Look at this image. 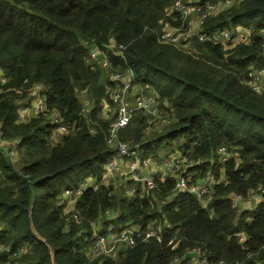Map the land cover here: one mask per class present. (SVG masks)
Listing matches in <instances>:
<instances>
[{
    "label": "trees",
    "instance_id": "obj_1",
    "mask_svg": "<svg viewBox=\"0 0 264 264\" xmlns=\"http://www.w3.org/2000/svg\"><path fill=\"white\" fill-rule=\"evenodd\" d=\"M172 2L0 0V132L10 143L0 146V263L172 264L197 248L210 264H264V93L247 82L264 68V0H233L198 25L208 33L250 30L248 43L229 47L195 36L162 41L164 28L185 25ZM93 47L104 50L110 73H132V85L158 102L157 116L134 110L118 139L154 162L173 151L194 160L189 182L215 174L209 193L174 191L170 171L149 194L134 179L114 176L117 189L101 183L116 151L109 142L116 110L103 112L116 82L102 81ZM36 86L45 108L20 121ZM59 125L67 131L53 143ZM80 186L75 200L63 196ZM250 191L260 195L254 207L233 206ZM110 221L138 225L135 242L116 257H91L92 232ZM158 224L161 241L145 237Z\"/></svg>",
    "mask_w": 264,
    "mask_h": 264
},
{
    "label": "built area",
    "instance_id": "obj_2",
    "mask_svg": "<svg viewBox=\"0 0 264 264\" xmlns=\"http://www.w3.org/2000/svg\"><path fill=\"white\" fill-rule=\"evenodd\" d=\"M232 1L233 0H221L213 3L210 1L201 2L200 0H173L170 10L178 11L182 15L183 19H185V25L181 24V26L164 28L161 33V40L179 45L184 42L187 43L189 38L195 36L200 41L210 40L215 43L219 42L226 47H229L236 42L248 43L250 30L241 26H236L233 30L222 28L212 33L204 31L199 32L197 30L198 25L203 22V19L206 16L229 6ZM218 4H221L222 8L218 7ZM262 46L264 48V41ZM107 47L113 48L115 47V43L110 42ZM118 47L121 48L123 46L119 45ZM90 57L99 63L96 48L94 50H90ZM248 74L249 79L247 82L250 84L251 88L256 91H261L259 77L264 74V68L250 71ZM127 76L131 79L133 74L128 73ZM111 77L119 79L120 76L116 73L112 74ZM130 79L127 81L120 80V83L116 84L114 89L108 91L111 100L116 104V116L114 120L110 122L109 134V142L115 145L116 151L115 154L112 155L105 163L104 173H112L113 175L123 177L126 180L134 179L140 182L142 185L141 195L149 194L156 186L155 179L157 178L161 180L166 177L165 175L168 171H172L175 176L174 191H189L198 197L209 193L216 181L215 174L211 173L206 178H203L195 183L189 182L193 174V170L189 169L192 164H185V160L178 151H173L162 160L154 162L149 158H140L135 148L130 147L126 142L118 139V131L127 126L134 110L141 109L145 114L153 117L157 116L159 113L158 102L154 100L150 94L147 96L144 91H140L137 94V99L134 104L130 105L128 102L124 101V91L133 86ZM40 88V86H36L32 102V105L38 112L43 111L45 108L43 96L39 94ZM21 117L23 118L22 120L26 119L25 114L23 113ZM66 131L67 128L64 125H59L55 130V132L59 135L65 133ZM1 140L5 142V140L1 138L0 132V141ZM11 148H13L14 153V146L12 145L10 149ZM218 152L220 154H224L225 148L220 146L218 148ZM87 180L86 182H82L81 186L85 187L87 185ZM81 186L75 189L68 188L63 190V196L70 198L71 200H75V197H77L82 191ZM165 200L166 199H161L160 202H165ZM242 200L243 198L240 195H237L233 201V206L236 207L238 204H241ZM105 213L108 217H112L113 213L110 210H105ZM73 217L77 218L78 213H73ZM161 226L162 225L158 224L155 228L148 229L145 233V237L151 236L157 241H161ZM137 228L138 225L131 224L129 222L123 224L110 221L102 232H98L96 230L92 232L90 236L92 244L89 246L87 253L91 257L100 255L113 257L118 253V251L131 246L135 242L134 235ZM168 243L171 248H175L177 244L175 236H172L168 240ZM188 251H193L197 255L199 250L194 248ZM0 253H2V248H0ZM171 263L210 264L206 257L197 258L196 256L192 258L175 256L171 260Z\"/></svg>",
    "mask_w": 264,
    "mask_h": 264
},
{
    "label": "crops",
    "instance_id": "obj_3",
    "mask_svg": "<svg viewBox=\"0 0 264 264\" xmlns=\"http://www.w3.org/2000/svg\"><path fill=\"white\" fill-rule=\"evenodd\" d=\"M96 53H97V59L99 60V63L101 65V68H102V75H101V78H102V81L106 82V79H107V76H108V73L110 71L108 64H107V58H106V54L104 52V50H100V49H97L96 48ZM109 70V71H108ZM113 73H110L108 78L109 79H114L113 77H111ZM129 76H127L125 79H114L116 84H119L120 83V80H124V81H127ZM130 78V77H129ZM138 85V84H135L134 87L132 86L130 89L128 90H125L124 91V101L125 102H128V103H131V104H134V102L136 101L137 99V94L140 92L141 88H135V86ZM108 104H105L104 105V108L107 107ZM22 112L23 114H25V116H27L26 118L28 119L29 117L33 116V115H36V113L38 112L35 107L31 104L30 106H27V107H24L22 108ZM26 119V120H27ZM60 139V135L57 134V132H53L52 133V136H51V142L55 143L56 141H58ZM259 194H257L256 192L254 191H250L249 192V197H248V201H241L242 203V206H247L249 205L250 208L254 207L255 204L259 201ZM250 198V200H249Z\"/></svg>",
    "mask_w": 264,
    "mask_h": 264
},
{
    "label": "rangeland",
    "instance_id": "obj_4",
    "mask_svg": "<svg viewBox=\"0 0 264 264\" xmlns=\"http://www.w3.org/2000/svg\"><path fill=\"white\" fill-rule=\"evenodd\" d=\"M218 7H220V8H222V5L221 4H218ZM187 47H189V46H187ZM187 47H186V49H187ZM116 72H118V71H116ZM109 74H110V71H109V73H108V76H109ZM113 74H116V73H113ZM119 74V73H118ZM107 76V77H108ZM119 79H125L126 77H127V73L126 72H121L120 74H119ZM127 79H130L129 77L127 78ZM259 81H260V83H261V93H264V74H262L260 77H259ZM133 87H134V85H133ZM135 88H142V86L141 85H136L135 86ZM144 92H146V91H144ZM81 98V101H82V103H83V105H84V107H88V103H87V101H86V99L84 98V96L82 97H80ZM108 105H107V107H105L104 108V110H103V112L104 113H106V114H108V116H111L112 115V113L114 112V110L116 109V104L115 103H113L112 101L111 102H109V103H107ZM130 105H131V103H129ZM22 109V108H21ZM20 113H19V117H18V119L20 120V121H24V120H22L23 118L21 117L22 116V112H24V111H19ZM25 117H27V116H25ZM24 117V118H25ZM27 119V118H26ZM25 119V120H26ZM10 145V143H6V142H4V141H0V146H4V148L7 150V147ZM10 153L11 154H14L13 153V148H11L10 149ZM230 153H228L227 155H229ZM16 155H17V153H16ZM15 154L13 155L14 157L16 156ZM226 155V156H227ZM217 157V160H218V158L220 159L222 156H216ZM13 158V157H12ZM184 160H185V164H192V165H194V164H196L195 163V161L194 160H189L188 158H184ZM172 172V171H171ZM193 172H195L194 170H193ZM174 174V173H173ZM114 176L115 175H113L112 173H104V175H103V177H102V179H101V183L102 184H105V185H108V184H112L113 186H114V188L115 189H117V187L119 186V180L120 179H115L114 178ZM89 178V177H88ZM201 179H203V178H201ZM201 179H198L197 181H199V180H201ZM90 182L91 180H87V182ZM196 181V182H197ZM69 199V198H68ZM249 200H250V198H249ZM246 201H248V200H246ZM237 207H238V209H241L243 206H242V203L241 204H238L237 205ZM98 225H99V223H98ZM94 226H96V225H94L93 224V227ZM1 248V247H0ZM117 256V254L116 255H114L113 257H116ZM195 257V256H194ZM1 264V263H0Z\"/></svg>",
    "mask_w": 264,
    "mask_h": 264
},
{
    "label": "water",
    "instance_id": "obj_5",
    "mask_svg": "<svg viewBox=\"0 0 264 264\" xmlns=\"http://www.w3.org/2000/svg\"><path fill=\"white\" fill-rule=\"evenodd\" d=\"M94 49H95L94 47L91 48V50H94ZM146 95L147 96L149 95L148 91H146ZM207 207H211V201L207 202ZM2 253H5V250H2ZM183 256H184V258H192V257L196 256V253L193 251H186Z\"/></svg>",
    "mask_w": 264,
    "mask_h": 264
}]
</instances>
